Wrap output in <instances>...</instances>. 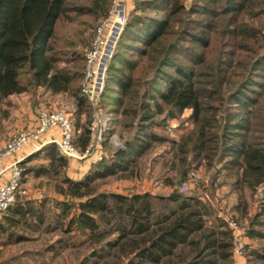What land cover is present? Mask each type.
<instances>
[{
	"label": "trees",
	"instance_id": "16d2710c",
	"mask_svg": "<svg viewBox=\"0 0 264 264\" xmlns=\"http://www.w3.org/2000/svg\"><path fill=\"white\" fill-rule=\"evenodd\" d=\"M110 5L111 0H0V119L12 94L38 88L67 93L76 102L73 142L87 146L90 130L79 121L89 106L81 92L85 55L69 49L82 30H62L78 23L92 36ZM100 96L113 104L115 116L105 129L101 158L83 177L63 178L67 185L60 190L70 196L59 201L64 229L103 240L123 264L229 263L234 242L227 221H220L222 228L208 227L207 201L179 185L200 164L213 169L214 182L230 180L238 191L264 185V0H133L106 62ZM187 109L189 125L178 138L158 131ZM117 131L122 144L113 146L108 139ZM165 143L176 158L174 174L165 178L168 194L97 189L98 179L135 176L138 160ZM36 158L44 164L30 163L23 175L58 173L67 165L55 143L21 163ZM20 206L8 208L32 210ZM247 222L248 234L264 237L253 227L264 223V201ZM245 253L246 264H264V247Z\"/></svg>",
	"mask_w": 264,
	"mask_h": 264
},
{
	"label": "rangeland",
	"instance_id": "374dc122",
	"mask_svg": "<svg viewBox=\"0 0 264 264\" xmlns=\"http://www.w3.org/2000/svg\"><path fill=\"white\" fill-rule=\"evenodd\" d=\"M132 5L133 0H126L127 12L130 11ZM72 27L77 30L81 29L82 32L80 36L73 37L75 45L69 49L86 55L91 47L94 33L93 37L90 36L92 30H87L78 23L69 24L67 30H62V32L71 31ZM75 103V99L67 93L51 94L40 88L8 96L2 104L6 115L0 119V142L16 132L35 126L38 113L43 108L56 107L67 110L71 112V120L73 119L72 122H74ZM105 104L106 101H101L99 94L96 103L93 106L87 105L88 109L84 108L85 110L80 113V124L83 125L82 127H88L91 132L93 122L97 125L99 117L107 118L105 128L94 133L93 139L96 146L91 148L87 155L80 158L65 157L67 165L58 173L48 174L41 171L35 173V170L24 173L21 178V187H26L29 193H17L10 205L18 203L20 207H30L32 210L22 214L7 208L0 214V264H123V260L121 261V258L116 256V248H108L109 245H105L103 240L96 242L92 235L75 227L65 230L66 218L60 216L62 212L59 201L70 199L69 195L60 190L67 185L63 178L65 176L83 177L91 163L101 158V142L108 137L105 129L111 125L110 121L115 116L113 104ZM188 113L187 109L180 116L168 119L164 127L158 131L169 137L178 138L184 127L189 125ZM34 121L35 124L31 126ZM91 132L88 144L93 142ZM122 133L126 135L127 132L122 128ZM108 140L113 146L122 144L119 131L110 134ZM75 146L79 150L84 149L78 143ZM175 159L171 145L169 143L160 144L138 160L135 176L114 175L98 179L97 189L119 193L148 191L156 195H166L171 187L165 183V178L174 174ZM30 163L36 166L44 164V160L41 158H36L32 162L26 160L21 165L25 167ZM212 172L213 169L200 164L188 179L182 181L179 188L183 192L197 191L207 201L211 211L205 219L208 227L222 228L218 226L220 221H227V225L232 229L234 245H239L242 251L238 254L243 257L239 264H246L249 254L245 251L248 252L253 248L262 250L264 247V237L250 235L246 229L249 217L262 209L264 185L253 190L246 188L238 191L230 180H220V184L219 181L214 182ZM170 204L175 205L174 202ZM35 209L40 211V217L35 213ZM69 211L72 213V208ZM231 220L235 226L230 225ZM253 227L264 231V223L258 225L254 223ZM115 233L112 232L107 236L113 237ZM233 254L232 252L230 262L236 259ZM251 261L258 263L260 260L252 258Z\"/></svg>",
	"mask_w": 264,
	"mask_h": 264
},
{
	"label": "built area",
	"instance_id": "2783aa9c",
	"mask_svg": "<svg viewBox=\"0 0 264 264\" xmlns=\"http://www.w3.org/2000/svg\"><path fill=\"white\" fill-rule=\"evenodd\" d=\"M127 19L126 0H111L108 13L95 27L94 37L90 49L85 55V65L81 92L87 98L88 104L93 106L103 86L106 62L111 56L115 42ZM107 118H98L97 125L92 123V139L95 132L105 128ZM49 129H57L58 137L43 139L42 135ZM74 126L71 112L67 110L47 107L39 111L36 124L32 128L19 131L0 142V214L14 201L17 193L28 194L26 187H21L23 177L22 158L8 160L18 151L28 146L30 152L38 151L46 143H55L59 152L70 158H80L87 155L95 147V141L83 150L77 149L73 142ZM96 140V138H95ZM92 145V147H91ZM183 188L185 186L183 185ZM235 226L233 220L229 221ZM239 245H234L233 253L240 254ZM230 264H237L232 260Z\"/></svg>",
	"mask_w": 264,
	"mask_h": 264
},
{
	"label": "crops",
	"instance_id": "0c3cea01",
	"mask_svg": "<svg viewBox=\"0 0 264 264\" xmlns=\"http://www.w3.org/2000/svg\"><path fill=\"white\" fill-rule=\"evenodd\" d=\"M34 124H35V121L34 123H32L31 126H33ZM52 137H58L57 129H49L46 133L42 135L43 139H50ZM32 153L33 152L29 151L28 146H25L23 149L18 151L15 155L11 156L8 160H12L14 158H22V161H23L26 157H28ZM233 257L236 258L234 260L237 262V264H239L242 261L241 259L243 258L241 255H238V254H233Z\"/></svg>",
	"mask_w": 264,
	"mask_h": 264
}]
</instances>
